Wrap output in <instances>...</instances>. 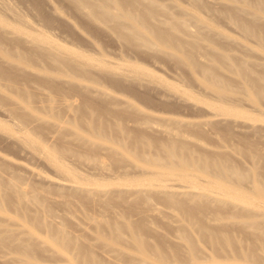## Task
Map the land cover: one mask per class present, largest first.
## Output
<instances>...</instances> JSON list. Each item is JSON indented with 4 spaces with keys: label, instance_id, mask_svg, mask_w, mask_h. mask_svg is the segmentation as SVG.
I'll return each mask as SVG.
<instances>
[{
    "label": "rangeland",
    "instance_id": "374dc122",
    "mask_svg": "<svg viewBox=\"0 0 264 264\" xmlns=\"http://www.w3.org/2000/svg\"><path fill=\"white\" fill-rule=\"evenodd\" d=\"M2 1L3 3L0 0V4L2 3L0 5V16L8 21L6 27L23 32L21 38H15V35L11 34H6L2 38V46L7 51L32 50L33 45L28 40L27 33H25L30 30L51 37L70 50L82 53L92 62L105 59L109 64L117 67L135 63L152 73L159 82L161 81V85L159 89H153L151 85H148L149 83L139 85L134 80L118 79L96 68L79 66L80 72L83 68H86L84 70L87 74L96 79L95 83L84 78L80 80L83 84L87 83L88 89L83 84L70 82L72 85L74 84L73 87L70 83L64 81H55L50 86L42 87L38 79L41 78L43 73L49 72L55 76H64L63 72L61 74L59 68L51 63L49 59L34 51L32 62L20 64L22 66L24 64L28 65L24 66L26 71L25 68L20 70L19 67H14L15 64H10L7 57L0 54V68L17 77L18 83L22 84L19 85L20 87L25 89L27 87V92L31 94L32 110L37 111L35 115H39V112L40 114L43 113L40 118V116H34V114L32 116V112L27 111L31 115H29L31 118L24 115V118H26L24 124L27 130L35 133L44 143L59 148H67L81 155L78 157V155L67 154L69 156L66 155L64 160L68 168L82 174L85 178H90L92 181H85L88 186L97 185L99 188L105 186L112 189V191L98 197H92L88 193H77L51 185L49 180H54L51 178L58 177L57 179H59L61 176L54 170L52 164L45 158H41V154L39 155L37 151L30 149V147L28 149L26 145L24 146V143L22 145V142L18 143L7 139H3V141L2 138L5 137L1 134L0 158L11 159L17 164L14 162L12 164V161L8 159V161L0 159V177L5 180L16 179L17 184L22 185L24 189L29 184L26 190L33 187L38 193L45 194L47 199L52 196L50 200H53L52 203L49 199L48 203L50 202L49 205L52 208L53 222L67 230L70 235L80 239L82 243L89 246L104 260L110 258L113 263L135 264L137 254L132 251L131 243L124 233L122 234V241H120L122 249L119 254H114L117 258L108 255L111 252L110 248L95 238L96 227L94 223L96 219H98L100 225L106 220L117 222L129 220L139 223L142 225L140 233L147 238L148 242L152 245H158L172 258L173 261L168 264L185 263L190 248L178 237V231L182 227L178 210L163 201L158 202L155 197L149 201V204L155 205L154 209L158 208L145 210L148 207V202L143 195H135L132 192L119 193L116 185L122 187L132 186L126 179L136 172L131 159L118 149L107 151V148L104 147L106 143H103V140L91 138L86 135L82 128L80 131L92 142L89 145L79 142L73 137L72 127H69L70 124L67 122L69 120L77 121L82 117L89 118L88 110H91V115L100 116L108 126L113 123H120L127 131L123 138H126L127 135L131 137L132 134L137 132L142 133L147 139L159 138L163 135V131L180 132L187 141L193 155L199 152L209 155H221L227 163L234 165L245 174L250 175L251 172H254L256 175H263L264 96H260L258 93L256 94L242 86L240 76L232 70L230 71L226 62L229 61L232 65L239 62L250 68L249 73L264 77V12H261L260 16L257 17V40H255L252 36L244 35L236 27L234 18L228 16L227 9L233 3L227 0H196L194 5L189 3V0H155L168 5L173 12L177 11L179 7L183 8L187 13L181 18L188 22L190 31L198 25L193 21L195 18H200L202 22H205L207 26L201 30L210 40L208 41L205 38L200 40L199 47L193 50V58L200 63H216L215 71L217 75L229 87L241 94L239 100L235 102L238 109L237 113L212 116V103L216 100L214 94L208 91V84L203 74L199 69H192L178 63L168 55L159 53L157 44H153L152 47H145L138 42L129 41L111 28L110 23L105 24L99 18H89L84 15L85 13L82 12L86 11V8L76 7L71 0ZM261 1L264 3V0ZM4 2L7 4L8 9L1 7ZM13 13H17L21 20L15 18ZM237 17L250 20V16L244 13L237 14ZM259 38L262 41H259ZM210 51H213L212 57L209 55ZM219 54H224L225 57L222 58ZM90 83H92V87L89 86ZM78 85L81 86L82 90ZM112 94L117 97H113ZM43 95H45V98ZM50 95L59 97L60 102L57 100L59 105L56 106L57 104L54 105L53 103V106L57 107L56 110L49 109L46 102L44 103V99L47 100ZM64 96L72 102L71 109L68 108L69 110L67 109L68 106L63 103ZM120 96H122V99L125 97L128 104L130 102L134 107L126 106V99L121 103L122 100L117 99ZM146 97H149V99ZM42 100H44L43 104ZM8 102L6 97L0 99L3 106H8ZM227 103L230 104V102ZM73 104L75 107L76 104H78V107L81 104H86L87 107L85 111L78 110V107H74V110L72 109ZM19 111L24 113L26 110L21 109ZM1 112L0 122L16 129L19 118L8 117V114H3V112L1 114ZM51 112L61 115L63 121L69 120L66 123L60 117L56 120L52 117ZM37 117H39V120H36ZM43 117L47 118L48 122H44L46 119L42 120ZM204 120L210 121L202 124L198 123L204 122ZM54 122L57 125L59 123V127H64V125L65 127L59 128ZM117 135L115 134V137ZM112 144L115 146L114 143ZM150 150L151 148L148 149V152ZM250 154L256 155V164L254 165H252L249 157ZM94 162H100L104 166L103 169L95 167L97 165ZM77 163H81L82 167ZM3 165L9 168L4 167L5 169H3ZM105 166L109 168L106 170ZM28 168H32L31 171L34 170V172L32 173L29 170L30 173H28ZM38 173L49 177L46 180L45 176L41 177ZM35 174L38 179L34 176ZM47 181L49 182L47 183ZM7 191L9 190L3 189L1 197L3 210H0V219L8 216L15 220L16 215L19 214V202L17 203L16 197ZM205 191L210 195L208 200L212 209L203 211L199 206L197 209L199 217L203 219V214L206 213L207 223L212 227L225 231L234 239V243L229 246H222L221 250H215L207 242L199 239L197 233L191 230L197 259L211 258L210 255H214L218 251L216 253L218 256L214 260L211 258V260L203 262L251 264L235 253H244V251L253 249L257 256V264H264V249L261 247L260 241L262 239L259 238V234L257 233L256 245L253 241V232L240 229V224H238L240 219L237 213L241 210L242 203L211 190ZM22 207L30 215L36 212L40 217L47 216V213L36 210L31 204H23ZM141 210H145V212H140ZM154 212L157 214H154ZM37 226L35 236H38V238L33 237L31 239L34 259L25 262L12 252L11 245L7 241L0 240V264H69L67 259L69 254L60 251L57 243L49 240L48 232L42 226ZM13 227L20 236H26L24 231L29 227V224L19 221ZM204 252L205 257H203ZM227 254L229 257L226 256Z\"/></svg>",
    "mask_w": 264,
    "mask_h": 264
},
{
    "label": "bare ground",
    "instance_id": "6f19581e",
    "mask_svg": "<svg viewBox=\"0 0 264 264\" xmlns=\"http://www.w3.org/2000/svg\"><path fill=\"white\" fill-rule=\"evenodd\" d=\"M227 1L233 3L231 7L227 9V13L229 17L234 18L236 27L244 35L252 36L257 40V17L260 16L261 12H264V3L261 0ZM1 2L3 3L2 0ZM71 2L78 8H86V11L84 10L82 13H85L84 15L87 17L99 18L105 24L110 23L111 28L129 41L138 42L145 47H152L153 44H157L159 46V53L168 55L174 58L178 63H182L192 69H199L208 84V91L215 96L216 102L212 103V116H225L238 112L235 102L239 100L241 94L229 87L228 84L217 75L215 71L216 63H200L193 58V50L199 47L200 40L204 38L208 41L210 40L206 37V34L202 33L201 29L207 25L205 22H202L200 18H195L193 20L198 23V25L195 24L197 25V29H195L196 27L193 30L191 29L192 32L190 31L188 22L181 18L187 13L183 8L179 7L177 11L173 12L168 5L159 3L155 0H71ZM189 3L194 5L196 0H189ZM1 7L8 9L5 2ZM239 13L250 16V20L239 19L237 17ZM13 15L15 18L21 20V17H19L17 13H13ZM7 25L8 21H5L0 16V54H4L10 64H15L16 66L14 67H19L20 70L21 68H25L24 70H26L24 66H28L26 64L32 62L35 51L49 59L51 63L59 68L61 74L63 72L64 76H55L49 72L43 73L41 78L38 79L42 87L50 86L55 81L72 82L80 85L83 84L80 82L83 78L89 80V82L95 83L96 79L87 74L84 70L86 68H83L81 72L79 71V66H81L96 68L118 79L134 80L139 85L149 83L148 85H151L153 89L160 88L161 81L159 82V80L147 69L139 67L135 63H128L122 67H117L109 64L105 59H98V62H92L82 53L70 50L51 37L34 33L30 30H27L25 33H27L28 40L33 45L32 50L7 51L3 48L1 42L6 34L15 35V38L23 37V32L9 29L6 27ZM259 41H262V39L259 38ZM209 55L212 57L213 51H210ZM219 55L222 58L225 57L224 54ZM23 63L26 64H24V66L20 65ZM226 64H228L230 71L232 70L240 76L242 86L250 89L256 94L258 93L260 96H264V77L249 73L250 68L239 62L232 65L231 62L227 61ZM72 83L70 84L72 85ZM92 83H90L89 86H91ZM74 84L72 85L73 87ZM86 84L83 85L88 89ZM19 85L20 82L18 83L17 77L0 68V99L6 97L7 101H9L8 106H3L0 103V111H2L3 114H8V117L19 118V124L16 126V129L0 122V134L5 137L2 138V140L7 139L18 143L22 142V145L24 143V146L26 145L28 149L30 147V149L37 151L39 155L41 154V158H45L51 163L54 170L61 175L59 179H57L58 177L51 178L54 179L49 180L51 185L66 188L77 193H88L92 197H98L112 191V189L105 186H101L100 188L97 185L93 187L88 186L85 181H92L90 178H85L82 174L68 168L64 160V158H66L65 156L67 154L78 155L77 153L67 148H59L44 143L35 133L27 130L24 124V120H26L24 115L29 117V113L32 112V116L33 114L34 116H40L43 113L40 114L39 112V115H35L37 111L35 112L32 110L33 106L30 102L31 94L27 92V87L25 89L20 87L22 84ZM79 87L81 88V86ZM44 96L45 95H43V97ZM115 96L113 95V97ZM120 97L117 99L119 101L122 100L121 103H123L126 98L124 97V99H122V96ZM146 98L149 99V97ZM44 100H42V104L43 101L44 103L46 102L48 108H52V110H56L57 108L53 106V103L56 105L57 100L60 102L57 95H50L47 100ZM70 102L71 100L64 96L63 103L68 106L67 109L72 106V102ZM125 102H127V105L125 104L126 106L131 108L134 107L130 102L128 104L127 99ZM227 102H230V104ZM58 105L59 103L56 106ZM76 105V107H78V104ZM74 107L75 105L72 109H74ZM86 107V104H81L77 109L85 111ZM20 108L26 111L20 113ZM27 111H29V113ZM88 113L89 118L82 117L77 121L69 119V121H63L61 115H58L56 112H51L52 117L56 120L60 117L64 123L68 121L67 123L70 124L69 127H72L73 137L79 142L85 145H89L92 142L90 138L86 137L80 131L82 128L86 135L91 138L103 140V143H106L104 147L107 148V151H116V149H118L126 157L131 159L136 172L131 175L132 177L130 176V178L126 179L132 186L122 187L116 185L119 193L132 192L135 195H143L148 202V207H146L145 210H155L158 208L156 207L154 209L155 205L149 204V201H151L153 197H155L158 202L163 201L178 210L180 214V223H182V227L178 231V237L190 248V251L187 253L186 262L183 264H214L212 261H203H209L211 258L214 260L215 257L218 256V254H216L218 251H216L214 255H210L211 258L207 259L204 252L203 257L205 258L197 259L196 253L194 252L193 236L190 233L191 230L197 233L199 239L207 242L215 250H221L222 246H229L234 243V239L225 231L217 227H212L207 223L206 213L203 214L204 220L199 217V211L197 210L199 206L203 211L212 209L208 200L210 195L205 190H211L223 194L228 198L239 200L242 203V208L237 213L240 219L238 222V224H240V229L253 232V241L256 245L258 233L260 236L259 238L262 239L260 241L261 247L264 249V174L256 175L254 172H251L250 175L245 174L234 165L227 163L226 159L221 155H209L200 152L193 155L187 141L180 132L163 131V135L155 139H147L142 133L137 132L132 134L131 137L127 135L126 138H123L127 131L120 123H113L108 126L100 116L91 115V110H88ZM45 117H43L42 120H44ZM38 118L39 117L35 119L39 120ZM45 119L44 122H48V119ZM209 121L210 120H204V122L198 123L202 124ZM54 124L56 123L54 122ZM58 125L56 124V126ZM61 125L63 126V124ZM115 134L118 135L115 137ZM112 143H114L116 147L113 146ZM149 148H151V150L148 152ZM34 153L36 154V152ZM79 156L81 155H78V157ZM249 157L252 165L256 164V155L250 154ZM3 159L6 161L8 158L2 157L1 160ZM90 159L93 160L94 158ZM8 160L12 161L11 159ZM13 162L14 161H12V164ZM95 164L97 165L95 167H101L102 169L104 167L100 162ZM4 167L7 169L9 168L6 165H3V169H5ZM108 168L105 166L106 170ZM31 169L32 168H28L27 172L30 173L29 170L31 171ZM32 173L30 175H32ZM36 174L34 176L37 178ZM39 175L41 177L45 176L43 174ZM40 176L38 177L40 178ZM32 177L33 175L31 178ZM45 177L47 180L49 176ZM49 181H47V183ZM18 184L16 179L5 180L0 177V210H3L1 204L3 189L9 190L7 192L13 194L16 197L17 203L19 202V214L16 213V221L8 216H4L0 219V240L7 241L9 245H11L12 252L19 258L25 262L34 259L32 255L33 247L31 239H33V237L38 238V236H35V231L36 227H38L37 225H40L48 232L49 240L56 242L60 251L69 254V256H67L69 264H119L113 263L110 258L109 260L108 258L104 260L99 257L89 246L82 243L80 239L70 235L67 230L53 222L52 208L49 205V203L53 201H50L52 196L48 198L50 201L48 203L45 194L38 193L33 187L26 190L29 184H24L27 185L26 189ZM59 200L61 202L60 198ZM26 203L33 205L36 210L44 211L49 218L47 216L40 217L36 212L33 215L28 214L22 207L23 204L27 205ZM145 210H141L140 212H145ZM155 213L156 212H154V214ZM213 219L216 220V218ZM19 221L29 224V227L24 231L26 236H20L13 227V225L18 224ZM94 225L96 227L95 238L102 241L104 245L110 248L111 252L107 253L108 255L114 256V258H117L115 255L119 254L122 249L120 241H122V234L125 233L127 235V240L131 243L132 251L137 254L134 262L135 264H168L170 261H173L158 245H152L148 242L147 238L140 233L142 225L139 223L129 220H122L120 222L106 220L100 225V222L96 219ZM94 225L92 223L93 227ZM235 254L241 256L245 261L251 264H257V256L253 249L244 251V253L238 252ZM226 256L229 257L228 254ZM215 264L224 263L216 262Z\"/></svg>",
    "mask_w": 264,
    "mask_h": 264
}]
</instances>
